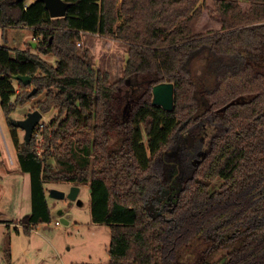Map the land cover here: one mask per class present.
I'll use <instances>...</instances> for the list:
<instances>
[{"label":"trees","instance_id":"obj_1","mask_svg":"<svg viewBox=\"0 0 264 264\" xmlns=\"http://www.w3.org/2000/svg\"><path fill=\"white\" fill-rule=\"evenodd\" d=\"M65 1L54 19L41 1L0 0V113L31 181L24 233L51 223L48 183L89 184L109 264H182L196 241L205 258L225 243L223 264H264V0ZM16 27L37 49L9 46ZM85 33L128 45L119 80L79 47ZM163 83L170 112L153 105ZM28 103L57 114L26 143L11 119ZM3 254L12 264L9 244Z\"/></svg>","mask_w":264,"mask_h":264},{"label":"rangeland","instance_id":"obj_2","mask_svg":"<svg viewBox=\"0 0 264 264\" xmlns=\"http://www.w3.org/2000/svg\"><path fill=\"white\" fill-rule=\"evenodd\" d=\"M242 1L244 2L245 0ZM242 5L244 6L245 3H242ZM1 34L2 31L0 30V44L2 45L4 44V40ZM7 36L10 47L23 46L24 40L31 41V34L19 27L9 28ZM37 41L38 39H35L34 42L37 43ZM79 47L88 50L89 59L95 68L110 74L111 82L117 81L123 76L128 56V45L98 35L86 34L82 36L81 46ZM30 49L33 48L30 47ZM84 53L83 50L80 51L81 56ZM45 59L51 64L55 62V58L52 55L46 56ZM194 73L203 78L208 86L212 84V78L204 70L201 62H197L195 65ZM15 84L18 87L17 83ZM34 107L33 103H28L24 107L18 108L17 112L12 115V119H24L27 113L35 110ZM56 114L57 112L53 111L51 114L43 115L40 127L49 124ZM18 132L23 142L24 131L19 129ZM0 146L3 154V159L0 160H4V169L12 168L10 166L11 163L16 165L15 151L10 144L7 123L1 113ZM13 175H16L14 186L18 187L16 189L19 195L20 192H23L24 188V180L20 176L28 174L15 170ZM11 177L12 175L8 176V178ZM6 181H10V179ZM46 187L48 190L57 189L68 194L73 185L48 183ZM79 187L80 193L77 201H71L68 198L62 201L52 199L48 192L47 200L51 211V223L40 225L37 230L31 232V235L24 233L23 226L19 227L20 234H17L16 227L11 223L10 231L4 237L2 233H6V229L0 227V261L4 248L9 244L12 254V264H109L110 228L106 225L95 224L92 221L90 185L83 184ZM5 205L6 203L3 204V207ZM5 208L8 210L6 212L8 215L3 220H10L12 217L9 214L10 208L6 206ZM17 210L18 207H15L14 212L17 213ZM63 212L64 214L60 215ZM62 218L67 219L69 224H63L61 222ZM56 222H60L61 226H56ZM206 244L208 243L203 241L194 242L185 252V256L181 255L183 258L182 264H201L205 258L204 249L207 246ZM224 245L225 243H215L212 245L211 252L205 258L208 261L207 264H223L224 255L229 250ZM207 247L209 249V244Z\"/></svg>","mask_w":264,"mask_h":264},{"label":"water","instance_id":"obj_3","mask_svg":"<svg viewBox=\"0 0 264 264\" xmlns=\"http://www.w3.org/2000/svg\"><path fill=\"white\" fill-rule=\"evenodd\" d=\"M41 1L45 4L46 9L49 12L51 18H63L67 15L69 4L65 0H33ZM33 49H37L38 44L33 42L31 44ZM16 81L21 82L25 85H29L32 82V78L29 76H17ZM174 84L172 83H163L155 86L153 88V105L163 108L165 111H173L174 109ZM37 92L34 89L30 96H33ZM43 118V114L39 110H34L27 113L24 119L16 120L11 119V123L24 131V141L26 143L30 142L32 139L36 128L40 124ZM80 193L79 186H73L71 191L66 194L64 191L57 189L49 190V196L52 199L56 200H65L66 198L71 201H77ZM80 203V202H79ZM61 222L65 225L69 224V221L65 218L61 219Z\"/></svg>","mask_w":264,"mask_h":264},{"label":"crops","instance_id":"obj_4","mask_svg":"<svg viewBox=\"0 0 264 264\" xmlns=\"http://www.w3.org/2000/svg\"><path fill=\"white\" fill-rule=\"evenodd\" d=\"M22 29L27 30L31 34V38H30L31 41L29 42V41L24 40L23 44H22L23 46L20 45L19 47H11V48H18V49H23V50L28 49L30 47L32 48L31 44L36 39L34 37L33 30L30 28H22ZM0 30L2 31L1 35L3 38L4 33H3L2 28H0ZM86 34L89 35L88 33H85V34H83V36H85ZM7 38H8V36H7ZM3 40H4V38H3ZM8 43H9V38H8ZM27 44H28V46H26ZM0 159H3L2 153H0ZM3 163H4V160H0V227H4L6 229L5 230L6 233H4V232L2 233L5 237L7 232L10 231L11 223H13V225L16 227V229L20 232L19 227L23 226L21 221L28 219V217L31 214L32 202H31L30 176H28V175H25V176L21 175L20 176L24 180V184H23L24 188H23V192H20L18 195L17 194L18 191L16 189L18 187L16 185L14 186L16 175H13L14 171L17 170L15 168L16 165L11 163L10 166L12 168L5 170ZM9 175H12V177L8 178ZM8 179H10V181L7 182L6 180H8ZM4 203H6V205H5L6 207L10 208L9 214L12 216L10 220H6V219L3 220V218H5L6 215H8V213H6V212H8V210L5 208V206L3 207ZM12 207H13V209H12ZM15 207H18L17 213L14 212ZM63 214H64V212L60 213V215H63ZM17 234H20V233H17ZM3 260H4V254L2 253L0 264H3Z\"/></svg>","mask_w":264,"mask_h":264},{"label":"built area","instance_id":"obj_5","mask_svg":"<svg viewBox=\"0 0 264 264\" xmlns=\"http://www.w3.org/2000/svg\"><path fill=\"white\" fill-rule=\"evenodd\" d=\"M79 46H81V42L78 43ZM56 226H61V223L60 222H56Z\"/></svg>","mask_w":264,"mask_h":264}]
</instances>
